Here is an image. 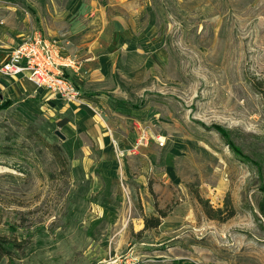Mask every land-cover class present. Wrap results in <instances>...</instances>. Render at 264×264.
<instances>
[{
	"label": "rangeland",
	"instance_id": "obj_1",
	"mask_svg": "<svg viewBox=\"0 0 264 264\" xmlns=\"http://www.w3.org/2000/svg\"><path fill=\"white\" fill-rule=\"evenodd\" d=\"M101 31L105 82H136L109 152L0 75L1 264H264V0H0V63L28 34L83 62Z\"/></svg>",
	"mask_w": 264,
	"mask_h": 264
},
{
	"label": "crops",
	"instance_id": "obj_2",
	"mask_svg": "<svg viewBox=\"0 0 264 264\" xmlns=\"http://www.w3.org/2000/svg\"><path fill=\"white\" fill-rule=\"evenodd\" d=\"M103 31L100 32L97 40L93 41L88 46L85 55H82V58H84L83 62L78 61V58L72 56L69 50L65 51V55L76 59L78 66H80L75 70L70 69L68 75L74 76L78 81V84H75V86L81 91L85 102L93 109L103 112L106 118H109L110 114L123 118L122 112L125 110L124 105L127 104L129 100L128 95H130V92H127L125 87L134 85L136 82L135 80L105 82L108 76H110L111 72L109 71H111L112 65L114 67L117 63L118 55L116 54V50L118 43L113 42L114 44L108 48V52L106 51L107 53L105 52L104 55L97 57L95 52L100 48L101 43H99L98 40L103 35ZM16 48H14V50ZM11 82L18 85V88L25 89L34 87L25 77L21 79L14 78ZM129 89L131 88L129 87ZM33 90L38 92L39 98L44 102L55 103L54 100H56L57 97L50 94L47 90L39 89V91H37L35 88ZM109 102L110 104H108ZM61 108H63V113H67L74 122L80 124L81 128L85 130L96 151L102 150L109 152L112 150V138H118L116 134H118L119 129H117L116 123L113 124L110 121L108 124L107 121L100 120L87 105L79 107L74 104L65 103L61 104ZM108 131L113 132V135L111 136ZM86 148V146H83L82 150ZM164 225L165 221L163 220V223L158 229L161 230Z\"/></svg>",
	"mask_w": 264,
	"mask_h": 264
},
{
	"label": "built area",
	"instance_id": "obj_3",
	"mask_svg": "<svg viewBox=\"0 0 264 264\" xmlns=\"http://www.w3.org/2000/svg\"><path fill=\"white\" fill-rule=\"evenodd\" d=\"M76 59L65 55V50L55 39L45 38L41 34L29 35L12 52L4 63H0V75L7 78H26L35 89H44L63 100L93 109L69 78L70 69H78Z\"/></svg>",
	"mask_w": 264,
	"mask_h": 264
},
{
	"label": "trees",
	"instance_id": "obj_4",
	"mask_svg": "<svg viewBox=\"0 0 264 264\" xmlns=\"http://www.w3.org/2000/svg\"><path fill=\"white\" fill-rule=\"evenodd\" d=\"M67 124H69L68 119L61 121L59 123V125L62 128L65 127ZM48 147L52 148L55 156H58L60 159V151H62L61 147L58 144H56V145L48 144ZM197 199L204 205V208L206 210V214H207V216L210 217V219L220 220V218L218 216L213 214V211L211 210L210 202H208L207 200L203 201L200 196H197ZM158 214H159V216H157V217L152 216V217H146L144 219V222H145L144 231L145 232L148 230L158 229L161 226V224L163 223V220L167 217V212L164 210L158 211ZM9 247L20 250L23 248V244L18 243L17 241L12 242L11 240L7 239V237H2L0 235V264L4 258L9 257V255L11 254V252L8 249Z\"/></svg>",
	"mask_w": 264,
	"mask_h": 264
},
{
	"label": "water",
	"instance_id": "obj_5",
	"mask_svg": "<svg viewBox=\"0 0 264 264\" xmlns=\"http://www.w3.org/2000/svg\"><path fill=\"white\" fill-rule=\"evenodd\" d=\"M56 133L62 140H66V138L64 137V135H62V133H60V131H56Z\"/></svg>",
	"mask_w": 264,
	"mask_h": 264
}]
</instances>
